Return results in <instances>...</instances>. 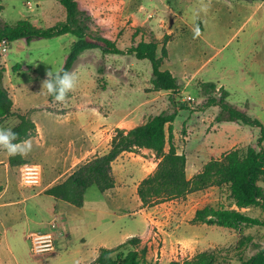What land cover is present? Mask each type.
<instances>
[{
  "label": "rangeland",
  "instance_id": "1",
  "mask_svg": "<svg viewBox=\"0 0 264 264\" xmlns=\"http://www.w3.org/2000/svg\"><path fill=\"white\" fill-rule=\"evenodd\" d=\"M77 1L80 9L90 17V33L116 40L118 48L123 51H127L133 42L154 38L161 43L158 51L161 55L165 37L170 33L168 59L161 69L170 71L180 84L177 93L156 92L151 82L150 61L129 54L105 56L100 50L87 51L75 64L72 72L78 76L77 87L64 103L67 108L81 106L82 126L90 123L92 113L108 111L105 108H134L147 99L148 92H152L157 93L153 103L156 111L152 115L177 111L174 143L179 153L188 154L190 161H201L197 155L203 160L221 159L233 149L244 153L249 145L257 144L260 129L233 122L216 123L219 107L207 106V96L201 92V84L216 83V97L220 96L221 88L225 89L230 93L228 100L232 104L246 109L250 116L258 117L264 124V4L248 0ZM0 5L3 7L0 17L9 24L29 20L36 27L47 29L64 23L67 18L65 8L56 0H0ZM148 19L149 23L144 24ZM196 26L200 35L194 38ZM139 27L146 32L136 33ZM75 41L76 38L69 34L31 43L20 39L9 43L6 52L4 46H0V62L7 69L3 86L16 104L13 115L0 127L8 128L22 114L38 120L46 128L47 135L55 130L53 123L46 119L51 101L46 89H42V83L48 71L59 72ZM17 65H22V69L15 70ZM61 120L65 123L67 117ZM64 127L57 128L64 130ZM82 131L76 145L79 155L71 159L70 167L77 168L94 155L83 156L90 142V133ZM111 142L112 138L103 139L97 155L109 151ZM2 151L0 149V154ZM138 154L149 158L151 152L138 150ZM36 158L37 162L53 161L44 155ZM119 167L120 164H116L118 179L122 175ZM64 177L61 168L56 171L45 168L43 184L30 189L21 185L20 168H0V181L10 183L0 202L18 199L20 191L36 194L48 183L61 181ZM126 180L123 177L115 192L126 201L119 209L115 208L117 202H110L101 212L99 199L92 203L95 201L92 197L100 194L95 187L89 189L86 209L70 204H66L65 207L70 208L65 209L62 203L48 196H38L24 203L22 214L6 220L0 227V264H92L98 257L96 250L103 242L107 241L113 248L120 235L130 231L140 234L144 230L141 217L151 223L150 215L162 214L167 218L170 211L176 220L164 224V236H155L156 242L152 238L141 239L139 248L147 247L148 264H188L205 251L214 252L218 264H243L264 248V226L244 225L239 230H230L188 224L197 209V200L215 208H233L227 186L203 190L202 196L190 201L187 196L178 199V204H168L161 211L152 209L154 206L145 208L144 212L136 188ZM260 184L264 187L263 182ZM2 192L0 186V194ZM245 214L264 219L260 206L250 208ZM31 231L36 234L50 232L54 236L55 251L34 254L31 234L27 236ZM154 233L159 234V230L153 225V236ZM186 240L196 241L198 248L191 252L192 249L186 245L185 248L182 242ZM242 241L244 246L240 245ZM149 242L152 244L148 245Z\"/></svg>",
  "mask_w": 264,
  "mask_h": 264
},
{
  "label": "trees",
  "instance_id": "2",
  "mask_svg": "<svg viewBox=\"0 0 264 264\" xmlns=\"http://www.w3.org/2000/svg\"><path fill=\"white\" fill-rule=\"evenodd\" d=\"M56 1L65 8L67 18L64 23L52 28H38L29 20L9 24L0 17V46L4 40L13 43L25 39L31 43L38 39L70 34L76 41L59 72H72L78 59L86 51L100 50L104 55L129 54L140 60L150 61L154 91L177 93L180 90L178 79L170 71L161 69L168 59L167 44L171 41V35L165 37L161 55L158 54L161 43L154 38L133 42L127 51H123L118 48L117 41L90 33V17L86 11L80 9L77 0ZM2 10L0 5V14ZM138 31L146 32L143 27H139L136 33ZM14 69L19 71L22 65H17ZM6 71V67L0 62V125L7 117L13 115L14 107L13 99L3 86ZM217 89L218 86L214 82L201 84V92L207 96V106L219 107L216 123L235 122L241 126L260 129L257 144L249 145L244 153L233 149L221 159H212L199 174L189 180L186 174L187 157L178 152L174 143V123L178 113L176 110L172 113L163 112L131 130L116 129L107 153L97 155L79 165L64 182L47 189L45 195L82 208L90 188L95 187L104 193L116 187L113 164L122 154L149 149L155 153L159 162L155 171L138 186L137 194L143 208L182 199L208 188L227 186L234 205L239 210L206 206L196 212L192 222L230 230H239L244 225L264 226V219L254 218L240 211L260 206L264 212V187L260 184L264 183V124L258 117L250 116L247 110L232 104L228 100L230 93L225 89L221 88L220 96L216 97L214 94ZM49 99L54 100L50 95ZM18 118L20 123L13 131L18 133L19 140L34 136V123L23 115H18ZM9 162L11 166H22L26 163L20 156L11 157ZM141 244V238L133 237L113 249H102L92 264H148V249L146 246L140 249ZM240 245L244 246L245 242L242 241ZM188 264H218L217 256L214 252L205 251L195 256ZM243 264H264V248Z\"/></svg>",
  "mask_w": 264,
  "mask_h": 264
},
{
  "label": "crops",
  "instance_id": "3",
  "mask_svg": "<svg viewBox=\"0 0 264 264\" xmlns=\"http://www.w3.org/2000/svg\"><path fill=\"white\" fill-rule=\"evenodd\" d=\"M259 2L264 4V1H259ZM149 20L150 19L146 20L144 22V24H148ZM167 34L171 35L170 33H167ZM67 35H69V34H67ZM114 41H116V40H114ZM90 51H92V50H90ZM105 56H107V55H105ZM166 93L169 94L168 92H166ZM155 94H157V93L148 92L146 94L147 99L140 102L139 105H137L134 108L129 107L128 109L126 108L125 110H119V109H124V108H120L118 106L119 108H116V109L110 110L108 108H105L108 111L103 110V112L98 111V113H92L90 115L91 121L86 126H82L83 122L80 121L81 118L79 116L81 114H83L82 113L83 111L81 110V106L74 107V108H72V107L67 108L65 106V104H63L65 107H61L60 106L61 103H57L53 100L47 106V110H46V113L48 115V118H46V119H49V121L52 122L53 126L55 127V130L49 132V135H47V132L45 130L46 128L44 126H42V124H40L38 122V120H31L25 116L27 119L31 120L36 127L35 135L30 137V139L32 140V143H33V149L32 150H34L35 152L31 151L27 155V157H22V159H24L26 161V163L40 164L43 167V178H44V174H45V168L46 169L49 168L51 170L55 169V171H56V169L61 168L63 170V172H65V177L61 181L56 182L54 180L55 182L48 183L46 188H44L43 190H41L40 192H38L36 194H34V193L33 194H26V193L20 191V194L18 193V196H19L18 199L6 201V202H2V203L0 202V212L3 213V216L0 217V227H3L2 224H4V222L6 220L11 219V218L13 219V217L18 218L17 215H19V213L22 214V210H23L22 205L24 203H27L29 200L34 199L38 196H47V195H45V191L47 189L51 188L52 186H54L56 184L64 182L77 169L76 166L70 167L69 164L73 161V160L71 161V159H73V157L78 158L79 154H77V151L79 153V149L76 145H78L77 141L79 140V134L83 132L82 130H85L86 132L90 133V142H88L86 154H84V153H82V154H83V156L85 155V157L92 156V154H94L93 157H95V156H97V150L99 148V145L102 143V140L103 139L108 140V138H113L112 137L113 132L116 129L131 130L133 128H136L137 126H140V125L146 123L150 118H153V117L159 115L158 113H157V115L156 114L152 115L156 111V107L153 106V103L156 100ZM15 108H16V104L14 102L13 112H14ZM48 108H50V109H48ZM35 109H38V108H35ZM95 111H97V110L94 109V112ZM19 115H22V114H19ZM62 117H67V120L65 121V123H62L63 122V120H61ZM7 118L4 120V122L1 125H5L6 122H8ZM43 118L44 117H42V119ZM19 123H20V120L18 118L17 120L13 121V123H11V125H8V128H11L13 130ZM223 123H225V122H223ZM233 123H235V122H233ZM61 125L65 126L64 130H58L57 127L61 126ZM72 133H75V134L72 135ZM189 140H190V138H189ZM189 144L190 143H188V146H189ZM168 149H169V147L167 146V148H166L167 152H168ZM140 150L143 153L151 152V155L149 156V158H144L138 153L126 152V153L122 154L114 162L113 173H114V176L116 178V187L114 189H111V190L106 191L104 193L100 192V194L98 193L96 196L92 197V199H95V201H92V203H95L97 201V199H99V203H101V206L99 207V208H101V210H100L101 212L104 209L103 206L108 207V205H110V202H117V204H115L116 209H119L121 206H124L126 204V201H123L122 196L115 193L117 190V187H118L119 183L122 181L123 177L128 179V180H126L127 184L133 185L137 190L139 184L146 177H148L151 173H153L155 171V169L157 168L159 160L156 158L155 153L149 149H140ZM36 151H39V152H36ZM107 152H108V150L106 152H103V153L99 152L98 155H104ZM37 155L49 156L53 161L52 162H40V161L37 162V159H38V158H36ZM185 155H186V157L188 156L187 153ZM16 156H20V155H16ZM197 156H198L197 157L198 159L201 158V161H199V160L190 161L189 158L187 157L186 174H187V178L189 180L193 179L194 176L199 174L203 170L204 166L210 161V160H203L202 157H200L199 155H197ZM11 157H13V156H9L7 154V152L5 150H3L0 154V165H2L0 168H5L6 170L7 169L10 170V168L15 169L17 167L20 168L21 166H11L10 165L9 161H10ZM93 157H91V158H93ZM91 158H89V159H91ZM89 159H87L86 161H88ZM29 160H32L34 162H28ZM82 160H83V158L80 161H82ZM116 164H120V166H121L119 168L122 171V175L119 179L116 177ZM0 186L3 187V192L0 194V201H1L3 196H5V194L8 192V190L10 188V183H7V181H0ZM212 188H215V187H212ZM212 188H209V189H212ZM88 192H89V190L87 191V193L85 195V201H86V198L88 197ZM202 195H203L202 191L189 194L187 196V199H188L187 201H190V199H193V198L194 199L198 198L199 196H202ZM48 197L53 198L52 196H48ZM56 201H58V203H62V206H64V207L68 206V205H66V204H68L66 202H63L60 200H56ZM204 202L205 201H203V200H197L196 201L195 206L197 209L194 211L192 217L190 218V223H188V224H194L191 222L194 219V216L198 210L203 209V207L209 206V205H202V204H205ZM175 203L178 204L176 202V200L171 201V202H166V203L160 204V205H158L152 209L160 210L161 208H166V206L168 204H175ZM86 204L87 203L85 202L84 206L81 209H86ZM190 205H192V204H190ZM66 208H70V207H65V209ZM231 209L239 210L235 205ZM247 210H250V208L242 209L240 211L245 213V212H247ZM141 211L145 212L146 209L143 208ZM25 213H27V212L25 211ZM141 218L145 224L144 230L140 234H137V233L135 234L134 232L130 231L126 234L120 235L118 237V239H120L119 242H116L114 244L115 246L113 248L125 243L127 240H129L130 238H133V237H139L141 239H144V237H146V239H144V240H151V238H152L154 240V242H156L155 236H161V235L164 236V233H165V231H164L165 225L164 224H166L167 222H172L171 220H176L175 219L176 217L173 218L171 211L168 213L167 218H165L162 214L158 215V216L156 214H154L153 217H151V215H150V222L151 223H149L146 218H143V217H141ZM153 225L158 227V230H159V234L154 233L155 234L154 236L152 235ZM31 233H37V232L31 231L28 233L27 236H29ZM48 233H50V232H48ZM182 242L184 243V246L186 245L189 249H192L191 252H194L195 247H197L196 241L186 240V241H182ZM151 244H152V242H149L148 245H151ZM186 246H185V248H187ZM113 248H112L111 244H109L107 241H105L101 244L99 249L96 250V253L99 256L102 249H113Z\"/></svg>",
  "mask_w": 264,
  "mask_h": 264
},
{
  "label": "clouds",
  "instance_id": "4",
  "mask_svg": "<svg viewBox=\"0 0 264 264\" xmlns=\"http://www.w3.org/2000/svg\"><path fill=\"white\" fill-rule=\"evenodd\" d=\"M193 31L194 38L200 35L198 26ZM46 77L42 83V89H46L47 94L52 96L55 102L66 103L68 94L77 87L78 76L74 72L48 71ZM0 149L5 150L9 156L20 155L21 157H27L33 149V143L30 138L19 140L18 133L11 128L0 127Z\"/></svg>",
  "mask_w": 264,
  "mask_h": 264
},
{
  "label": "built area",
  "instance_id": "5",
  "mask_svg": "<svg viewBox=\"0 0 264 264\" xmlns=\"http://www.w3.org/2000/svg\"><path fill=\"white\" fill-rule=\"evenodd\" d=\"M9 43V41L4 40L1 44V46H4L3 50L5 52ZM20 177L23 187L30 189L40 187L43 184V167L37 163H25L20 167ZM30 240L34 254L54 252L56 249L54 236L51 233H31Z\"/></svg>",
  "mask_w": 264,
  "mask_h": 264
}]
</instances>
